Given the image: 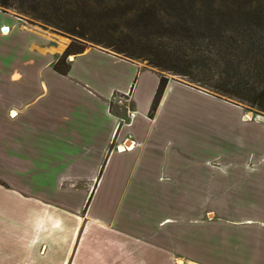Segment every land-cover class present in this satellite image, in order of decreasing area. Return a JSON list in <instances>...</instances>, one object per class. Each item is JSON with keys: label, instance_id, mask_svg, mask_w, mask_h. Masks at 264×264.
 <instances>
[{"label": "crops", "instance_id": "crops-1", "mask_svg": "<svg viewBox=\"0 0 264 264\" xmlns=\"http://www.w3.org/2000/svg\"><path fill=\"white\" fill-rule=\"evenodd\" d=\"M3 24L19 40L0 55V202L9 203L0 217L13 225L0 234V264L73 262L65 227L79 230L81 181L89 198L103 189L112 207L147 208L135 221L137 264H264V119L174 77L151 114L159 72L92 49L64 74L43 52L44 34ZM90 54L130 70L77 72ZM126 92L128 103L113 104ZM219 100L234 113L205 123L219 115L202 102ZM209 139L221 148L209 152ZM114 214L104 219L110 240L121 230Z\"/></svg>", "mask_w": 264, "mask_h": 264}, {"label": "trees", "instance_id": "trees-1", "mask_svg": "<svg viewBox=\"0 0 264 264\" xmlns=\"http://www.w3.org/2000/svg\"><path fill=\"white\" fill-rule=\"evenodd\" d=\"M73 40L53 68L90 42L264 111V0H0ZM168 82L161 75L150 110Z\"/></svg>", "mask_w": 264, "mask_h": 264}, {"label": "rangeland", "instance_id": "rangeland-1", "mask_svg": "<svg viewBox=\"0 0 264 264\" xmlns=\"http://www.w3.org/2000/svg\"><path fill=\"white\" fill-rule=\"evenodd\" d=\"M10 19H17L18 23L23 26V28H29L35 31H38L46 36V40L48 42V45L44 48H42L44 53H47L48 58H54V63L57 61L58 58H60L62 55L65 54L68 46L72 42L73 38L71 35L64 34L56 29H54L52 26H48L43 24L40 21L34 20L31 17L27 16L26 14L18 11L15 8H6L0 5V26L3 23L10 22ZM4 25V24H3ZM2 25V26H3ZM12 30V27H11ZM0 31L2 34H0V55L2 53H5V50L7 47H9L10 43L19 40L14 38L15 34L4 33L2 31V28L0 27ZM43 37V36H42ZM60 40V41H59ZM103 48V49H102ZM94 49H107L101 45L95 44L93 42H90L89 45L83 50V51H90ZM111 52L116 53L113 50H110ZM95 53V52H94ZM78 54V53H76ZM119 54V53H117ZM74 57L75 54H71ZM71 55H69L66 59L67 62L70 64V69L72 66ZM121 58H127L125 55H121ZM98 58L101 60L99 61ZM102 57L98 54H90L83 59L80 58V60H77L75 70L77 72H81L84 74L88 73H94L99 71H109V70H130V66L127 64H124L123 62L120 63H106L105 60L102 61ZM128 59V58H127ZM130 59V58H129ZM133 62L140 64L141 67L146 69H151L159 72L160 75H166L167 77H174L177 79L184 80L188 84H190L193 87H196L198 89H201L203 91H206L207 93L213 94L221 99H225L226 101L233 102L235 104H239L243 106V108L249 112H253L254 116L253 118H257L256 114L264 115V111L261 110L256 105H252L249 102H242L230 97L226 96H219L218 94L209 91V89L198 86L194 83H191L190 81L186 80L184 77L174 74L169 71H163L161 69H158L151 64L147 62V60L142 59H130ZM101 62V63H100ZM104 65H99L103 64ZM50 71V70H49ZM69 72V71H68ZM67 72V73H68ZM129 101L125 102L128 103ZM117 103L113 101V104ZM205 107H207L208 110L213 109L216 111L218 117H206L205 123H226L225 118L231 117V111H228L223 102L221 100L211 102V101H203L202 102ZM123 104V103H122ZM129 111V110H128ZM12 114V111H11ZM221 115L225 118H222ZM192 120L193 122L196 121L194 118V111H192ZM247 117V116H246ZM248 118V117H247ZM249 119V118H248ZM259 119V118H257ZM222 145H219V143H216V140L209 139V152H216L218 148H221ZM131 147L126 146V150H129ZM119 151H122L120 147H118ZM123 150V151H126ZM4 179L0 177V183H4ZM6 183V181H5ZM88 184L85 181H81L80 186V193H79V207L76 208L74 211L78 214L79 218V230L77 231L76 224H73V227L71 225H65V236L67 235V238L72 235L73 232V238L72 240V251L74 254L73 262H68V264H137L138 263V254H137V248H136V240L134 237H136V230L134 229L136 226V220L138 217L137 213L140 214V212L143 210V218L148 217L147 208H137L135 206H123L120 208L112 207V204L115 203L114 198L108 196L109 194L106 193L103 189L100 191V193L97 196V199L95 200L94 195H92V198H89L90 191L87 192ZM131 193H124V196H127V198H130ZM76 199V194L74 196V201ZM76 203V202H75ZM0 204L4 207H7L9 203L1 201ZM15 205V203H12V206ZM94 207V208H92ZM92 208L91 215L95 216L94 223H90L91 220L88 219L89 211ZM0 211L5 213L1 207ZM111 211V212H110ZM115 213L113 216H115L117 222H118V233H113L112 238L110 240L109 233L106 232L105 227L107 226L104 223L105 216L110 215L111 213ZM75 213V214H76ZM160 217L166 215V210L160 211ZM136 218V219H135ZM13 225H9L4 222L2 217H0V234L1 233H7L11 230H13ZM115 227V225H114ZM73 228V230H72ZM115 229V228H114ZM125 229L127 232L130 230V236L129 238H126L127 234H125L122 230ZM115 234V236H114ZM133 236V237H132ZM144 247H147L146 244H144ZM144 262L146 260H149V257L146 253V251L143 253ZM142 258V257H141ZM140 258V259H141ZM149 263V262H146Z\"/></svg>", "mask_w": 264, "mask_h": 264}, {"label": "built area", "instance_id": "built-area-1", "mask_svg": "<svg viewBox=\"0 0 264 264\" xmlns=\"http://www.w3.org/2000/svg\"><path fill=\"white\" fill-rule=\"evenodd\" d=\"M111 101L112 102L115 101V102H117L119 104H122V103H125L127 101H130V93L129 92H126V93H113V95L111 96ZM134 114H135V111L129 110L130 117H133ZM124 150H126V147L124 148Z\"/></svg>", "mask_w": 264, "mask_h": 264}, {"label": "bare ground", "instance_id": "bare-ground-1", "mask_svg": "<svg viewBox=\"0 0 264 264\" xmlns=\"http://www.w3.org/2000/svg\"><path fill=\"white\" fill-rule=\"evenodd\" d=\"M3 27V28H2ZM1 28H2V31L4 33H9L11 31V28L10 26L8 25H3ZM60 41V40H59ZM73 58V55H71V59ZM251 113V112H250ZM13 115H16V113H13ZM257 115V118L259 119H264V115H260V114H256ZM246 116L248 118H253L254 114L251 113V115L249 114V112H246ZM133 144L131 142L128 143V147H131ZM120 149L121 150H124V146H120Z\"/></svg>", "mask_w": 264, "mask_h": 264}, {"label": "water", "instance_id": "water-1", "mask_svg": "<svg viewBox=\"0 0 264 264\" xmlns=\"http://www.w3.org/2000/svg\"><path fill=\"white\" fill-rule=\"evenodd\" d=\"M251 113H253V112H251Z\"/></svg>", "mask_w": 264, "mask_h": 264}]
</instances>
